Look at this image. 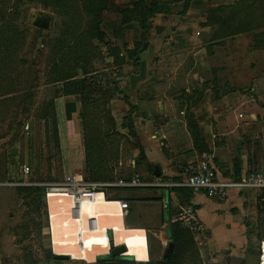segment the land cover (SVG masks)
Returning <instances> with one entry per match:
<instances>
[{"label":"crops","instance_id":"0c3cea01","mask_svg":"<svg viewBox=\"0 0 264 264\" xmlns=\"http://www.w3.org/2000/svg\"><path fill=\"white\" fill-rule=\"evenodd\" d=\"M191 6L170 27L149 24L150 30H158L155 39L143 41L138 34L137 40L146 43L138 55V68L120 82L141 117L132 123L137 146L128 159L130 168L121 159L123 175L119 177L138 174L145 185L117 186L99 192L93 203H83L80 220L69 211L71 196L53 193L69 201L72 233L61 221L51 222L52 215L59 212L51 214L50 196L44 193L46 239L51 255L71 258L70 251L56 240L71 234L76 247L86 248L93 256L89 261L72 260L93 263L118 245L125 248L121 257L164 260L171 249L169 224L178 221L192 235L203 264H259L264 191L231 187L223 199L213 198L204 189L185 185V170L205 162L219 180H236L250 171L264 172V71L251 73V62L231 57L229 44L227 47L219 43L222 39L213 40L216 26H201L190 13ZM153 42L156 45L151 46ZM230 60L236 61L234 72L228 65ZM214 64L216 71L209 70ZM213 79L222 87L216 86ZM203 83L210 86L203 88ZM226 83L234 89H223ZM213 86L217 98L212 94ZM192 90L200 91V98L194 96L185 102L181 92L190 94ZM78 105L73 95L54 99L62 169L67 172L83 171ZM186 113L194 120L197 145ZM8 163L5 162V175L9 173ZM19 183L23 181L7 184ZM5 184L0 182L1 186ZM121 201L126 202L125 209ZM89 218L95 220L94 229L88 225ZM192 226L197 230L192 231Z\"/></svg>","mask_w":264,"mask_h":264},{"label":"rangeland","instance_id":"374dc122","mask_svg":"<svg viewBox=\"0 0 264 264\" xmlns=\"http://www.w3.org/2000/svg\"><path fill=\"white\" fill-rule=\"evenodd\" d=\"M58 1L0 0V182L6 183L0 185V264H93L85 260L49 257L45 207L36 203L37 193L24 192L20 196L14 189L16 186L44 187L47 183L69 180L74 174H80L84 180L90 181L85 177L84 153L83 171L67 172L64 168L65 172L62 169L60 151L54 149L51 142L47 147L44 121L35 119L40 113L41 101L55 97L54 94L60 89L59 83H48V80L55 76L51 67L55 58L54 39L63 38L71 44L72 35L75 34L79 43H92V47L85 52L87 64L77 66L74 70L77 73L76 79L82 78L89 84V89H85L84 94L91 99L88 105L74 96L79 103L80 139L82 141L80 114L83 113L86 128L95 133L100 132V137L109 149L110 158L102 154L109 159L105 166L108 167L113 178H119L123 175V170L120 168L121 159L122 163L130 168L128 159L132 158L134 148L137 146V135L129 134V129L126 127V124H129L128 116L130 123L141 117L140 112L127 96L122 83L120 86V82L125 75L136 70L139 63L132 64L125 59V63L121 66L113 65L111 56L107 55L108 48L115 46L122 48L123 45L131 48L134 41H139L138 38L143 41L149 37L155 39L158 30H150L149 24L170 27L177 23L181 18L180 13L185 2L187 8L192 5L189 9L192 16L203 23L206 22L208 11L226 0H163L168 12L152 15L147 28H141L137 21L121 23L120 10L131 8L136 0H86L93 9L91 11L90 8L83 7L84 1L75 0L78 15L75 14L76 12H70L73 9L69 11H65V8L58 9ZM235 1L229 3L233 4ZM36 10L47 11L53 15L51 29L37 28L27 22L29 13ZM96 12L100 14L101 21L98 26L104 34L101 42L95 38L90 40V36L84 34L89 29V22ZM70 17L74 19L75 25L78 24L77 33L71 31L63 33L69 26H73ZM259 30L264 34V27ZM250 33H237L223 38L219 43H224L227 47L229 44L228 54L231 57H238L240 62L242 59L246 63L251 62L249 72H263L264 52L255 53V51L264 48L251 49ZM138 34H141V37H138ZM154 44L156 45L153 42L151 46ZM225 49L227 50L226 47L223 48ZM120 52L124 55L122 49ZM71 56L65 54V58L69 57L72 66ZM254 60H257V63ZM230 63L228 64L230 70L233 69L234 72L236 61L230 60ZM215 67L214 64L209 70L216 71ZM87 71L89 73H85ZM224 72L219 71V74ZM29 81L27 91L32 97H24L27 99L23 102L21 93ZM215 84L217 85V82ZM113 85H117L121 92L112 91ZM218 87L221 88L222 84L219 83ZM227 87L229 83L224 84L223 88ZM105 91L107 93L101 96ZM26 108L28 110L22 111ZM11 126L15 127V133L9 131ZM6 161L9 162L7 175L4 170ZM24 163L28 164L30 173L22 176L19 173V165ZM19 180L23 183L14 186L7 184ZM258 236L260 242L263 231Z\"/></svg>","mask_w":264,"mask_h":264},{"label":"trees","instance_id":"16d2710c","mask_svg":"<svg viewBox=\"0 0 264 264\" xmlns=\"http://www.w3.org/2000/svg\"><path fill=\"white\" fill-rule=\"evenodd\" d=\"M77 1V0H76ZM84 1L83 7L90 8L88 4L89 1ZM179 1V0H178ZM103 3V1H101ZM57 3L58 9H64L65 11L76 12L75 0H59ZM187 9V3L185 2L181 13L185 12ZM93 10L92 8L89 11ZM168 12V7L165 5L163 0H136L131 8H123L120 10L121 13V23H129L131 21H137L141 28H147L149 19L152 15L156 13H166ZM78 15V13H75ZM71 24L64 32H75L77 33L78 24L75 25L74 19L70 17ZM100 14L95 13L94 17L89 22L90 27L84 32L90 36V40L95 38L97 41H103L104 34L102 30L99 29L100 24ZM75 25V26H74ZM202 26L215 25L216 31L213 34V40L223 39L225 37L233 36L234 34L241 32H251V49H262L264 48V34L262 31H258L264 27V0H236L235 3L230 5H218L216 8L209 10L206 16V22L200 23ZM63 37V34H62ZM76 35H72L73 43L69 44L66 40L54 39L55 44V58L51 65L52 69L55 72V76L48 80L49 84H60V89L54 94L55 97L49 99H44L40 103V113L35 116V119L43 120L44 127L46 130V144L49 147L51 142L54 149L59 151V143L57 137V128H56V114L54 99L61 95H73L77 96L80 102H85L89 105L88 101L91 102L89 97H85V89H89L86 82L82 78L79 80L77 78V73L74 71L77 66L86 65L87 58L85 57V52H88V49L92 47V43L81 44L76 40ZM67 43V44H66ZM145 43L140 41H134L131 48H127L123 45L122 48L115 46L108 48V56H111L113 65L121 66L125 63V59L131 61L132 64L137 63L139 52L144 48ZM121 49L124 51L121 53ZM65 54L72 55L71 61L73 65L71 66L69 62V57L65 58ZM69 59V60H68ZM68 63V64H67ZM89 73V71L85 72ZM27 81H25L26 84ZM215 83L216 80L213 79ZM115 83V82H113ZM29 84L25 86L21 95L22 101H26L24 97H32L28 93L27 89ZM210 84L203 83V88H208ZM218 86V85H216ZM212 94L217 98L216 87H210ZM224 89V88H223ZM222 89V91H224ZM234 88L231 86L227 87L225 90L232 91ZM112 91L120 93L117 85H113ZM111 92V91H110ZM107 91L103 92V94ZM181 96L185 98V102H189L194 96L200 98V91L192 90L190 94L182 91ZM28 108L22 110L26 111ZM83 110V109H82ZM81 116V125H82V147L84 153V161L86 166L85 177L90 181H112L115 178L111 176L110 170L105 166L107 158L103 157L102 154L110 158L108 154V147L105 144V141L100 137V132L95 133V131L88 130L86 128V122L84 121L83 113ZM186 118L188 121V127L191 132L194 144L197 145L199 136L195 130L194 120L190 113H186ZM128 122L126 127L129 129V134L135 136L134 128L132 122L130 123V117L128 116ZM11 133H15V127L11 126ZM131 131V132H130ZM142 153V152H141ZM140 153V155H141ZM142 157V156H141ZM15 192L18 195H22L24 192L27 194L37 193L38 197L36 203L38 205H43L44 200V187H31V186H16ZM169 236L171 240V249L167 257L159 260H148V261H136L132 257H121V256H111V255H100L96 258L93 264H203L201 262L196 244L192 238V235L180 222L174 221L169 224ZM51 258H54L51 253L48 255Z\"/></svg>","mask_w":264,"mask_h":264},{"label":"built area","instance_id":"2783aa9c","mask_svg":"<svg viewBox=\"0 0 264 264\" xmlns=\"http://www.w3.org/2000/svg\"><path fill=\"white\" fill-rule=\"evenodd\" d=\"M187 173V179L185 185L194 189H204L208 196L223 199L226 196L227 189L231 187L235 188H253L256 190L264 191V172L263 171H250L247 174L241 176L236 180H219L216 178L213 169L200 162L196 166H189L185 170ZM20 173L23 175L29 174L30 169L28 164L20 166ZM145 185L138 174L131 175L129 177H119L112 181L104 182H90L84 180L80 174H74L69 180L62 181L60 183H47L44 184L45 194L49 192H61L71 196L72 207L71 215L74 219L80 220V209L83 203H93L96 200V195L99 192L105 191V189L121 186V187H135ZM121 208L125 209L127 204L125 201H121ZM88 225L91 229L95 228V220L93 218L88 219ZM192 231L197 230L195 226H192ZM264 242V230L263 238L260 241V249L262 250V244ZM260 250V254H261ZM259 264H261V256Z\"/></svg>","mask_w":264,"mask_h":264},{"label":"bare ground","instance_id":"6f19581e","mask_svg":"<svg viewBox=\"0 0 264 264\" xmlns=\"http://www.w3.org/2000/svg\"><path fill=\"white\" fill-rule=\"evenodd\" d=\"M50 193V194H49ZM48 195L49 197V203H50V210H51V214H54L55 212H59V214L56 215H52V220L53 223H59V221H61L60 223H64L62 226H66L67 229H70V232L72 233V222L73 219L71 216H69L68 212H71V209L69 207V211L67 212V207H68V203L69 201L67 200L66 197H64L61 194H53V193H61V192H49ZM85 204V203H84ZM71 207H72V202H71ZM83 207V204H82ZM81 207V208H82ZM56 217V218H55ZM61 233L60 231H55L54 233ZM69 231L66 233H70ZM60 235V234H59ZM56 237V236H54ZM60 237V236H59ZM62 239H56L58 240V243L60 245H65L64 249L70 251L71 253V258L72 259H87V261L91 260V258L93 257L91 255V253L85 248H80V250L76 247L75 245V239L74 237L69 234L67 236H61ZM71 244V245H69ZM98 244V243H97ZM91 245H89V247L91 248ZM260 254V253H259ZM261 264H264V242L262 244V250H261Z\"/></svg>","mask_w":264,"mask_h":264},{"label":"water","instance_id":"95a60500","mask_svg":"<svg viewBox=\"0 0 264 264\" xmlns=\"http://www.w3.org/2000/svg\"><path fill=\"white\" fill-rule=\"evenodd\" d=\"M27 22L37 28L49 30L51 29L53 25V15L50 12L43 11V10H36L27 16ZM157 173V172H156ZM261 204L264 206V200L261 202ZM172 244L170 243V247ZM125 250L124 246L118 245L111 247L109 251V255L111 256H121V253ZM169 250H167L166 255L164 256V259L167 257V254L169 253ZM54 258L57 259H67V255H54Z\"/></svg>","mask_w":264,"mask_h":264}]
</instances>
